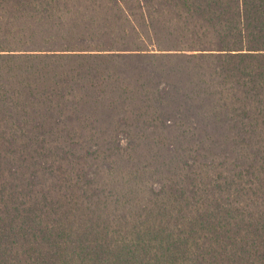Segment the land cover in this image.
<instances>
[{
  "label": "trees",
  "instance_id": "obj_1",
  "mask_svg": "<svg viewBox=\"0 0 264 264\" xmlns=\"http://www.w3.org/2000/svg\"><path fill=\"white\" fill-rule=\"evenodd\" d=\"M0 264H264V0H0Z\"/></svg>",
  "mask_w": 264,
  "mask_h": 264
}]
</instances>
